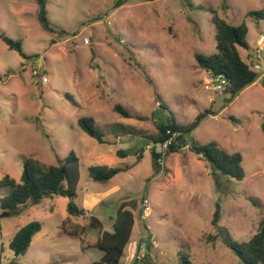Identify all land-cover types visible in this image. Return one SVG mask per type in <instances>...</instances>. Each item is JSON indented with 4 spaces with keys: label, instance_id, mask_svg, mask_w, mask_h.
Returning <instances> with one entry per match:
<instances>
[{
    "label": "rangeland",
    "instance_id": "rangeland-1",
    "mask_svg": "<svg viewBox=\"0 0 264 264\" xmlns=\"http://www.w3.org/2000/svg\"><path fill=\"white\" fill-rule=\"evenodd\" d=\"M117 1L47 0L53 30H46L35 0H0V37L21 41L28 56L0 38V181L10 176L20 183L28 158L50 166L74 152L81 175L75 202L102 223L94 230L88 219L68 218L63 197L27 205L21 214L0 208V264L99 262L103 231L133 203L136 221L121 264H134L140 239L147 249L137 264H178L182 255L192 264H244L212 220L219 203V227L238 242L249 241L264 220V52L256 55L264 21L251 16L264 0H125L116 7ZM213 11L234 26H248L250 48H240L241 57L249 66L252 52L262 64L256 83L231 102L209 85L212 75L195 58L217 52ZM116 105L132 118L117 113ZM207 110L214 114L191 138L241 154L242 181L215 171L190 149L163 157L159 167L154 163L153 148L163 149L154 141L156 124L174 117L188 126ZM81 118H91L106 143L81 130ZM91 166L123 171L100 183ZM8 193L0 187V200ZM66 219L80 237L63 232ZM34 221L42 230L17 260L10 243Z\"/></svg>",
    "mask_w": 264,
    "mask_h": 264
},
{
    "label": "trees",
    "instance_id": "trees-1",
    "mask_svg": "<svg viewBox=\"0 0 264 264\" xmlns=\"http://www.w3.org/2000/svg\"><path fill=\"white\" fill-rule=\"evenodd\" d=\"M35 1L39 7L38 17L40 23L46 30H53L47 15V0ZM125 2V0H118L115 6L120 7ZM212 13L216 28L217 52L213 55L196 54L195 58L201 70L211 74L214 78L220 75L224 76L229 81V85L224 92L230 96L229 102H231L247 87L256 83L259 79V74L244 62L239 51L240 48L244 50H249L250 48L246 40L249 33L248 26L246 24L234 26L228 23L226 19L221 18L217 11H213ZM251 16L256 20L264 21V8L251 12ZM0 38L10 50H15L28 58L23 51L21 41H16L5 35ZM148 82L152 84L149 79ZM160 106L163 107V104ZM115 111L125 118H132V115L121 105H116ZM213 114L212 111L207 110L199 114L195 121L188 126L177 123L174 117L156 124L158 129L157 138L154 140L156 143L164 145L171 138H174V141L165 153H158L156 148H153L152 156L155 165L159 167L160 159L170 154L179 153L182 147L189 145L190 150L208 162L212 169L222 175L242 181L245 178V171L241 154H230L218 147L216 143L201 145L191 138L192 133L199 125L209 115ZM78 125L81 130L91 138L97 140L100 144L106 143L104 133L95 126L91 118L79 119ZM262 130L264 131V122L262 124ZM117 155L125 157L126 152L118 151ZM88 171L93 180L100 183H108L120 174L123 169L91 166L88 168ZM80 179V159L74 152H70L64 160L58 158L57 163L50 166L43 164L38 159L28 158L24 164L20 183H17L10 176H5L0 181V187L9 191L0 200V208L8 214H21L27 205H39L47 198H68V218H82L86 219V221L88 219L90 228L100 230L102 227L101 221L95 216L88 215V211L79 207L75 202ZM145 197L143 198L144 201ZM127 206L129 205H125L124 208H121L117 212L112 230L103 231L102 238L96 245L102 251L103 257L101 261L92 264H121L125 250L131 241L136 221L133 212L136 204L133 203L131 209H126ZM221 217V206L218 203L212 223L220 231V236L224 244L233 250L244 264H264V220L260 223L259 231L249 241L238 242L234 240L229 231L219 227ZM65 224H67V219L60 227L67 235L74 237H80L82 235L78 230H72L71 227H68V225L65 226ZM41 230V223L34 221L23 227L17 233L14 240L10 243V249L14 252L17 260L27 254L34 237ZM209 238L211 241H216L217 239L216 236H210ZM133 263L137 264L140 262L135 260ZM178 264H192V262L187 256L182 255Z\"/></svg>",
    "mask_w": 264,
    "mask_h": 264
},
{
    "label": "built area",
    "instance_id": "built-area-1",
    "mask_svg": "<svg viewBox=\"0 0 264 264\" xmlns=\"http://www.w3.org/2000/svg\"><path fill=\"white\" fill-rule=\"evenodd\" d=\"M256 52L258 55V52H264V34H261L257 37L256 39ZM249 55H252V57L249 59V66L250 68L255 71V72H259L262 70V64L260 63V60L255 61L254 60V56L251 53H249ZM43 82L47 83L48 82V78L47 77H43ZM209 85H213L214 89L217 90L218 92H224L225 89L227 88V86L229 85V81L224 77V76H217L216 78L212 77L209 80ZM174 141V138L169 139L168 141L165 142L164 145H162V152L161 153H165L168 150V147L172 144V142ZM190 149L189 145H186L184 147L181 148V151L184 150H188ZM160 163L162 161V159L159 160ZM143 209H144V214L148 215L151 212V206L150 203L148 202V200H145L143 203ZM142 239H140V243H138L137 245V252L135 254V258L134 261H142L143 259H145L146 257V249H147V244L146 243H142L141 242Z\"/></svg>",
    "mask_w": 264,
    "mask_h": 264
},
{
    "label": "crops",
    "instance_id": "crops-1",
    "mask_svg": "<svg viewBox=\"0 0 264 264\" xmlns=\"http://www.w3.org/2000/svg\"><path fill=\"white\" fill-rule=\"evenodd\" d=\"M88 199V198H87ZM84 207H86V206H84ZM91 207H93V206H91ZM87 208V207H86ZM86 208H84L85 210H87L88 211V213H89V210H88V208L86 209ZM54 210V209H53ZM113 223H114V220H113ZM40 233V232H39ZM66 234V233H65ZM103 234V233H102Z\"/></svg>",
    "mask_w": 264,
    "mask_h": 264
}]
</instances>
